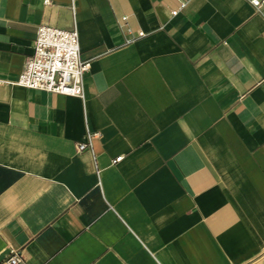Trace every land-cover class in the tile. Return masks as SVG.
Returning a JSON list of instances; mask_svg holds the SVG:
<instances>
[{
  "label": "crops",
  "instance_id": "0c3cea01",
  "mask_svg": "<svg viewBox=\"0 0 264 264\" xmlns=\"http://www.w3.org/2000/svg\"><path fill=\"white\" fill-rule=\"evenodd\" d=\"M183 1L0 0V264H264V5ZM40 24L82 97L15 83Z\"/></svg>",
  "mask_w": 264,
  "mask_h": 264
},
{
  "label": "built area",
  "instance_id": "2783aa9c",
  "mask_svg": "<svg viewBox=\"0 0 264 264\" xmlns=\"http://www.w3.org/2000/svg\"><path fill=\"white\" fill-rule=\"evenodd\" d=\"M43 1L47 4L50 0ZM178 1L179 7L172 10V14H176L185 6L183 0ZM248 1L256 8L264 5V0ZM122 19L125 20L126 17ZM143 35V31H138L136 37ZM90 64L91 59L81 56L79 34L75 26L64 29L40 24L35 33L32 52L26 56L23 69L15 83L30 89L82 97L83 80ZM90 137V133H87L88 140L77 143L78 151L90 149ZM4 263L26 264L17 251H11Z\"/></svg>",
  "mask_w": 264,
  "mask_h": 264
}]
</instances>
